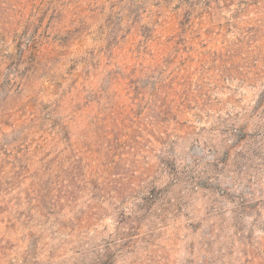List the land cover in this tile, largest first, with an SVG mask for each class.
Wrapping results in <instances>:
<instances>
[{
	"label": "rangeland",
	"instance_id": "rangeland-1",
	"mask_svg": "<svg viewBox=\"0 0 264 264\" xmlns=\"http://www.w3.org/2000/svg\"><path fill=\"white\" fill-rule=\"evenodd\" d=\"M0 264H264V0H0Z\"/></svg>",
	"mask_w": 264,
	"mask_h": 264
}]
</instances>
